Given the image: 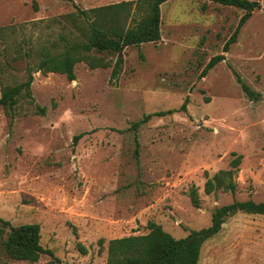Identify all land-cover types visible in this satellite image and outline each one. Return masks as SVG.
Segmentation results:
<instances>
[{
    "label": "rangeland",
    "instance_id": "374dc122",
    "mask_svg": "<svg viewBox=\"0 0 264 264\" xmlns=\"http://www.w3.org/2000/svg\"><path fill=\"white\" fill-rule=\"evenodd\" d=\"M118 1L126 0H0V90L27 78L42 47L53 52L85 39L78 8ZM203 2L163 3L161 40L125 48L116 81V55L93 51L109 66L78 61L72 81L35 71V102L20 96L11 114L0 106V217L38 223L40 244L52 252L35 262L0 252V264H106L110 239L145 234L150 221L181 238L208 226L217 206L264 202V10L252 13L225 58L200 78L243 12ZM234 153L241 155L235 170ZM220 169L233 170L234 193H205ZM197 264H264V216H228Z\"/></svg>",
    "mask_w": 264,
    "mask_h": 264
},
{
    "label": "trees",
    "instance_id": "16d2710c",
    "mask_svg": "<svg viewBox=\"0 0 264 264\" xmlns=\"http://www.w3.org/2000/svg\"><path fill=\"white\" fill-rule=\"evenodd\" d=\"M167 0H126L113 2L90 9L78 8V13L86 22L80 41L65 40L60 50L50 51L42 47L41 58L33 66L27 67V78L13 85H5L0 90V106L11 114L20 96L35 102L31 93L32 73L41 71L43 74L54 72L64 74L69 81L75 80L74 65L78 61H85L89 68L107 67L109 63L104 59L92 56L91 52H109L116 55L110 73V80L116 81L124 64V50L131 45L143 43L157 44L161 40V5ZM242 10L234 29L225 40L222 51L209 58L199 73L203 77L207 71L225 58L224 53L237 40L243 24L255 10L262 9L260 0H204ZM2 28H0V31ZM64 39V38H63ZM30 55V52L27 53ZM236 80L242 90L251 98L256 99L254 92L235 73ZM188 96L185 97L180 109L184 110ZM37 111L44 114L45 108L36 105ZM172 110L156 111L146 114L142 120L134 123L135 127L141 121L151 116L164 115ZM79 135L73 137L76 143ZM230 166L235 170L240 163L241 155L235 154ZM220 169L208 177L204 183V191L209 194L217 189L229 190L234 193L236 184L233 182V170ZM191 203L199 205L196 188L190 187ZM238 211L261 214L264 216V202L252 199L233 200L228 204L217 206L211 213L208 226L190 230L186 236L175 238L165 231L159 224L150 221L145 234L129 235L112 238L107 245L106 264H197L200 251L205 240L215 235L228 216ZM40 225L36 222L13 225L10 221L0 217V252L13 260L35 262L43 253L52 254L40 244ZM84 250V249H83Z\"/></svg>",
    "mask_w": 264,
    "mask_h": 264
}]
</instances>
